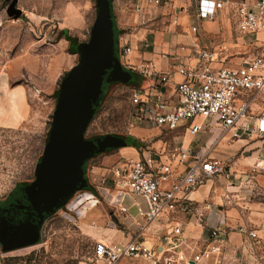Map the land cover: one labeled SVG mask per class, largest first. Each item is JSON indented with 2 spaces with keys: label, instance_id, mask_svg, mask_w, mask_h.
<instances>
[{
  "label": "rangeland",
  "instance_id": "374dc122",
  "mask_svg": "<svg viewBox=\"0 0 264 264\" xmlns=\"http://www.w3.org/2000/svg\"><path fill=\"white\" fill-rule=\"evenodd\" d=\"M123 1L130 16L128 32L144 27V23L135 20L137 15L149 18L168 15L176 26L182 15L194 20L200 3V0H168L167 6L151 8L144 0ZM232 1L231 7L219 11L214 20L223 21L226 17L231 27L228 33L222 29L218 46L210 49L219 67H238L264 52V33L253 36L238 31L236 3L239 0ZM11 2L0 0V92L13 95L20 91L22 94L18 101L21 111L14 116L9 110H3L6 100L0 98V103H4L0 112H6L0 118V202L3 204L20 184H31L36 179L52 130L57 93L65 74L81 60L80 54L72 53L71 40L76 38L80 44L89 42L97 17V0H19L17 8L23 12L19 18L8 16ZM136 6H145L141 14L136 12ZM192 31H200L194 22ZM133 95L132 88L121 81L107 83L85 131V140L112 137L128 143L133 138L141 148H153L159 141L177 145L174 134L178 132L163 130L153 136L134 134L141 125L135 120ZM258 106L259 109L253 110L255 115L264 110V104ZM206 131L210 133L209 128ZM113 154L112 150L86 161L84 177L93 187L90 190L100 194V186L112 191L116 188L111 176L113 166L105 162ZM98 168L103 172L107 170L108 175L96 176L95 180L94 169ZM81 191L76 190L65 205L55 207L47 215L41 224L38 244L7 251L0 240V264H95L94 241L81 230L80 209H73ZM85 207L81 211H85ZM111 213L114 211L110 208L104 212L109 222ZM150 228L149 232L155 227Z\"/></svg>",
  "mask_w": 264,
  "mask_h": 264
},
{
  "label": "crops",
  "instance_id": "0c3cea01",
  "mask_svg": "<svg viewBox=\"0 0 264 264\" xmlns=\"http://www.w3.org/2000/svg\"><path fill=\"white\" fill-rule=\"evenodd\" d=\"M112 4L120 33L119 46L129 44L128 46L132 48L126 57L120 58L121 66L128 73V78L123 83L131 87L134 94L141 96H144V93L148 94L152 101H166L170 108L177 104L176 84L183 79L176 72V57H181L187 63H193L194 54L200 47L214 48L222 35V29L224 28L228 33L231 28L226 17L223 21L217 19L202 22L198 14L194 20L189 15H182L176 26L171 23L168 15L157 18L137 15L135 20L144 23V27L140 26L137 31L128 32L130 16L126 11L124 1L112 0ZM145 5L157 8L156 5L147 2ZM142 8L144 10L145 6ZM193 22L200 29L198 33L192 31ZM71 41L73 51L80 43L76 38ZM145 65L159 72H173L174 76L168 83L159 84L149 91L146 88L153 82L142 72L141 68ZM214 66L220 68L216 62ZM21 94L20 91L14 92L13 95L0 92V98L4 97L6 100V107L3 106L4 103H0V109L4 107L3 110H9L13 116L20 113L18 101L21 100ZM259 104L261 107L262 103H257L253 105V110L259 109ZM5 114L6 112H0V118H3ZM199 121L201 119L196 120V122ZM136 123L141 125L134 133L139 136H153L163 131L147 122ZM208 123L209 134L205 130L197 136H192L189 131L182 128L173 132L169 131L170 133L178 132L174 134L177 145H183L191 150V158L186 166L173 161L175 176L187 172L198 158L223 161L226 164V173L206 182L194 191L187 203L188 209L176 212L171 223H169L170 219H164L151 224L155 228L149 232L150 226L147 230L144 236L145 246L151 249L163 246L169 225L181 223L184 228V237L189 242L185 249L186 255L204 249L210 238L211 230L218 229L223 264H264V151L261 149L262 142L256 138V135L244 136L240 140L232 141L231 134L224 135L215 120H209ZM150 127H155L157 130L148 129ZM132 140H129L127 144L129 146L113 150L114 154L106 158V164L114 166L122 158L138 160L141 157V146H137L135 139L132 138ZM173 147L162 141L153 144L158 157L163 161H169L168 153ZM94 173L96 174L95 180H97L96 176L108 175L107 170L103 172L99 168L94 169ZM175 176L162 184V187L170 188L175 181ZM89 186L81 189L82 194L77 197L73 206L75 211L80 209L78 216L81 220V230L91 237L94 247L100 241L121 245L130 243L139 231V226L144 223V215L147 212L145 200L140 196L122 193L117 187L112 191L106 186H100L99 194L96 190H90L93 189L92 185L89 184ZM83 207L85 211H81ZM108 208L114 211L111 213L110 222L107 217H104V212ZM120 209L125 211L119 213ZM200 214L204 217L201 218ZM240 227L255 231L257 238L252 239L247 234L240 233ZM119 264H155V262L146 258H124Z\"/></svg>",
  "mask_w": 264,
  "mask_h": 264
},
{
  "label": "built area",
  "instance_id": "2783aa9c",
  "mask_svg": "<svg viewBox=\"0 0 264 264\" xmlns=\"http://www.w3.org/2000/svg\"><path fill=\"white\" fill-rule=\"evenodd\" d=\"M148 4L168 5V0H147ZM232 0H200L198 16L202 22L214 21L219 11L229 9ZM237 7V28L243 35L264 33V0H239ZM138 14L143 12L141 6L135 8ZM197 32V28L193 29ZM132 48H120V58L126 57ZM195 61L187 63L177 56L176 72L182 81L176 84L177 104L170 108L163 100L152 101L148 94L132 97L136 122H147L170 132L186 127L192 136L204 132L209 120H215L221 132L231 134L236 141L244 136L256 135L262 142L264 151V110L258 115L253 113V105L264 104V52L238 67L215 68L214 52L200 47L194 54ZM152 85L147 90L155 89L159 84L172 80L174 73H163L151 69L149 65L142 68ZM197 119L201 121L196 122ZM169 161L158 157L154 148H141L138 160L122 158L111 170L112 180L122 193L142 197L147 204L144 223L132 241L126 245L97 242L94 247L95 264H119L124 258H146L155 264H223V252L220 246V232L212 229L207 246L190 255L185 254L189 242L184 237L181 223L170 224L163 246L156 249L145 246L144 236L155 222L171 219L176 212L188 209L190 195L217 176L226 173V164L218 159L198 158L190 169L175 176L173 161L186 166L191 158V150L183 145H175L168 153ZM175 176L170 188L162 187ZM125 210L123 209L122 212ZM203 218L204 215L200 214ZM239 232L256 239L253 230L244 227Z\"/></svg>",
  "mask_w": 264,
  "mask_h": 264
},
{
  "label": "water",
  "instance_id": "95a60500",
  "mask_svg": "<svg viewBox=\"0 0 264 264\" xmlns=\"http://www.w3.org/2000/svg\"><path fill=\"white\" fill-rule=\"evenodd\" d=\"M19 0H12L7 14L19 18ZM119 29L112 0H97V17L90 40L80 45V62L61 83L54 121L37 181L39 203L51 211L63 206L78 189H85V163L94 156L121 148L122 140L104 137L86 141L85 131L97 110L107 83L126 82L128 73L120 64ZM35 187V188H36ZM48 214V215H49Z\"/></svg>",
  "mask_w": 264,
  "mask_h": 264
},
{
  "label": "trees",
  "instance_id": "16d2710c",
  "mask_svg": "<svg viewBox=\"0 0 264 264\" xmlns=\"http://www.w3.org/2000/svg\"><path fill=\"white\" fill-rule=\"evenodd\" d=\"M80 45L73 50V54H80ZM122 141V147L129 146ZM36 181L37 177L31 184H20L6 204L0 202V240L7 251L39 243L41 224L52 205L39 203Z\"/></svg>",
  "mask_w": 264,
  "mask_h": 264
},
{
  "label": "flooded vegetation",
  "instance_id": "af4514ba",
  "mask_svg": "<svg viewBox=\"0 0 264 264\" xmlns=\"http://www.w3.org/2000/svg\"><path fill=\"white\" fill-rule=\"evenodd\" d=\"M9 198H10V197H9ZM8 200H9V199H8ZM8 200H7V201H8ZM2 204H3V203H2ZM5 204H6V203H5Z\"/></svg>",
  "mask_w": 264,
  "mask_h": 264
}]
</instances>
